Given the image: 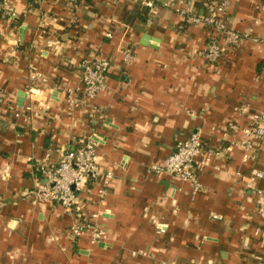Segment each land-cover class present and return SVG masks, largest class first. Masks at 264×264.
Instances as JSON below:
<instances>
[{
	"label": "crops",
	"instance_id": "obj_1",
	"mask_svg": "<svg viewBox=\"0 0 264 264\" xmlns=\"http://www.w3.org/2000/svg\"><path fill=\"white\" fill-rule=\"evenodd\" d=\"M2 1L14 14L11 24L0 19V88L14 105L0 114V264H259L264 247L254 234L260 218L253 187L264 189V179L252 172L264 152L244 160L240 147L225 150L200 173L197 191L149 170L193 133L207 153L225 148L227 122L245 125L264 107V43L228 47L210 63L202 52L216 36L212 29L141 0H86L75 10L65 0ZM202 1L193 0V9L199 12ZM224 19L264 35V0H230ZM125 46L135 54L129 63L120 52ZM95 54L114 58L108 88L96 98L104 119L67 115L65 89L80 86L79 65ZM31 62L50 77L43 95L51 109L29 123L12 111L26 102ZM242 106L248 109L239 114ZM79 135L97 140L98 162L114 175L102 204L96 182L78 199L85 213L105 211L108 235L100 243L65 234L74 213L23 197L39 181L37 158Z\"/></svg>",
	"mask_w": 264,
	"mask_h": 264
},
{
	"label": "built area",
	"instance_id": "obj_2",
	"mask_svg": "<svg viewBox=\"0 0 264 264\" xmlns=\"http://www.w3.org/2000/svg\"><path fill=\"white\" fill-rule=\"evenodd\" d=\"M43 0H29L30 5ZM86 0H65L69 9L75 10ZM230 0H203L202 9H193V0H141L142 4L154 10L157 7L174 11L189 26H206L212 29L216 36L209 40L202 52L207 62L216 63L228 47H239L246 41L264 43V35L255 36L254 26L245 30L230 27L224 19ZM14 8L9 2L0 0V19L11 24ZM254 25L259 19H252ZM107 37L112 34L107 32ZM28 46L23 52L31 50ZM14 54L20 52L18 41L13 46ZM124 62L129 63L135 54L131 47L120 49ZM114 62L113 56L95 54L82 60L79 65L80 86L67 87L64 92L65 112L74 117L76 113L87 111L99 119H104L102 108L96 103L97 96L108 88V76ZM29 84L24 90L26 102L22 107L12 111L15 118L23 117L31 122L43 111L51 109L49 99L43 95L50 77L31 62L28 70ZM11 93L0 88V114L13 109ZM247 107L238 108L239 114L246 113ZM227 138V139H226ZM230 138V139H229ZM223 140L228 145L224 148L215 146L206 150L205 141L199 133H193L184 140H179L174 150L162 162L150 166V172L157 175H171L183 181L190 182L194 190L202 188L199 175L213 163V157L219 158L225 150L240 147L244 150V160L257 159L264 152V107L249 115L248 123L242 125L229 120L226 125ZM98 142L94 137L77 136L72 145H62L53 151L56 158L48 151L43 157L37 158L36 173L39 181L33 187L26 189L23 197L34 205L41 203L58 204L70 214L74 213L71 225L65 229V234L78 241L88 237L92 243H100L107 238L108 228L103 222L104 210L85 213L78 205V199L91 182L99 184L97 194L99 204L103 203L112 185L113 172L102 168L97 159ZM0 174H3L0 171ZM264 179V161L252 172V179ZM252 187V185H251ZM256 194L255 212L260 223L254 228V234L261 240L264 247V189L253 187ZM101 206V205H100ZM259 264H264V253L259 258Z\"/></svg>",
	"mask_w": 264,
	"mask_h": 264
},
{
	"label": "water",
	"instance_id": "obj_3",
	"mask_svg": "<svg viewBox=\"0 0 264 264\" xmlns=\"http://www.w3.org/2000/svg\"><path fill=\"white\" fill-rule=\"evenodd\" d=\"M144 38H145V41H147L148 37H147V36H145ZM145 41H144V42H145ZM23 93H24V92H23ZM24 94H25V93H24Z\"/></svg>",
	"mask_w": 264,
	"mask_h": 264
}]
</instances>
